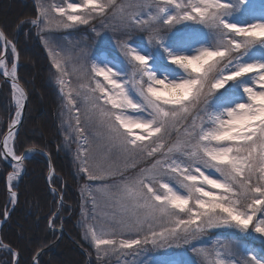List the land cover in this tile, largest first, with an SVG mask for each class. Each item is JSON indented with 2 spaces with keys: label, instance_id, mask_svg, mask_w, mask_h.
<instances>
[{
  "label": "snow or ice",
  "instance_id": "6c2138e0",
  "mask_svg": "<svg viewBox=\"0 0 264 264\" xmlns=\"http://www.w3.org/2000/svg\"><path fill=\"white\" fill-rule=\"evenodd\" d=\"M38 7V18L27 23L47 30L44 44L57 92L72 117L65 139L78 145L73 159L85 180L83 238L97 260L138 257L151 247L165 252L158 264H195L166 252L183 245L200 256V264H264V253L236 239V233L264 238V55L254 54L264 49V5L67 0ZM80 26L101 39L106 27L118 31L119 59L76 56L51 35ZM137 32L147 35L144 43L132 38ZM0 41L16 54L2 30ZM69 62L77 73L75 87ZM15 71L13 64L15 117L2 145L4 157L15 162L9 182L36 151L17 155L9 147L27 98ZM97 154L102 163H95ZM97 193L107 197L103 214L96 211ZM16 201L11 191L10 203ZM49 228L55 231L52 219ZM213 229L232 232L230 242L193 244Z\"/></svg>",
  "mask_w": 264,
  "mask_h": 264
},
{
  "label": "trees",
  "instance_id": "16d2710c",
  "mask_svg": "<svg viewBox=\"0 0 264 264\" xmlns=\"http://www.w3.org/2000/svg\"><path fill=\"white\" fill-rule=\"evenodd\" d=\"M38 12L36 0H0V27L16 46L18 77L28 94L26 114L14 147L18 154L29 147H39L50 154L56 172L52 184L63 195V203L47 183V158L34 153L25 160L26 172L14 183L18 201L0 229L3 241L0 243V264H13L14 252L8 247L18 252L16 264H33V258L40 250L38 264H101L90 244L83 239L78 224L83 179L73 159L77 144L65 139L66 122L70 119L57 92L56 70L42 42L40 30L27 23L37 19ZM1 53L0 43V56ZM13 56L10 50V66ZM14 114L11 87L0 75L1 135ZM11 170L10 164L0 159V219L11 207L6 186V176ZM49 219H52L55 231L49 228ZM61 226L65 232L57 240Z\"/></svg>",
  "mask_w": 264,
  "mask_h": 264
},
{
  "label": "rangeland",
  "instance_id": "374dc122",
  "mask_svg": "<svg viewBox=\"0 0 264 264\" xmlns=\"http://www.w3.org/2000/svg\"><path fill=\"white\" fill-rule=\"evenodd\" d=\"M36 1L38 6L41 3L60 4L62 2L65 3L67 2V0H36ZM125 2H127V0H125ZM251 3L255 4L257 8H259L261 5H264V0H251ZM54 15L58 16V14H54ZM236 18L243 19L244 18L243 13H238ZM100 31H101V36H103V39L95 36V34L92 32L89 26H80L77 29H68V30L54 29L51 35L61 45H67L68 47H70L76 56H79L82 53L85 57H91L95 54L101 59H105V58L108 60L119 59L120 54L118 53V44L122 38L121 34L118 31H114L111 28V26L106 27L105 29ZM41 33H42V42L44 43V37L47 35V30ZM132 38L133 39L142 38L140 39V42L144 43L147 40V35L137 32L133 34ZM145 46L147 45L145 44ZM45 49L48 53L46 47ZM254 54L257 56L264 55V49H259V48L254 49ZM80 63L87 64L88 60L82 59ZM73 67L74 66L72 62H69L68 68L70 74L68 76V79L70 81L71 87H75L77 85V80H76L77 73L73 71ZM75 67L78 68L79 65H75ZM100 79L102 80V78ZM67 115H69V119L71 120L72 118L71 115L69 113H67ZM93 131L95 130L93 129ZM0 139H1V133H0ZM2 158L3 155L0 149V159ZM102 162H103L102 157L99 154H97L95 163H102ZM129 174H131V172H129ZM11 182H15V180ZM89 183H99V182H89ZM84 185H85V180L83 179L80 184V193L84 189ZM85 195H87V192H85ZM97 200L99 202L100 207H98L96 211L98 214H103L106 211L104 205H105V201L107 200V197L103 193H97ZM82 207H83V202H82ZM82 221H83V217L82 214L80 213V217L78 220L80 227ZM89 222L92 221L89 220ZM81 232L83 237L84 236L83 227H81ZM232 235H233L232 232L226 231L224 229H213L210 230L208 233H206L201 240L194 241L193 244H195L196 247H201V246L205 248L215 247L221 241H223L224 243H229L230 241L227 238L231 237ZM258 236L259 234H255V233H251V234L236 233V239L242 241L248 247L249 250H254L255 253L257 254L264 253V238H257ZM91 248L96 258L95 250L93 247ZM166 252L169 255H179L181 260L194 261L195 264H200V259H201L200 256L197 255L195 252L191 251L190 246L182 245L181 248L179 249L173 246L171 248H168ZM164 254L165 252L159 249H152L151 247H149L145 252H142L138 257H133L131 255L110 256L107 258H103L102 260H100V262L101 264H134L135 261V264H158L160 257L163 256Z\"/></svg>",
  "mask_w": 264,
  "mask_h": 264
},
{
  "label": "water",
  "instance_id": "95a60500",
  "mask_svg": "<svg viewBox=\"0 0 264 264\" xmlns=\"http://www.w3.org/2000/svg\"><path fill=\"white\" fill-rule=\"evenodd\" d=\"M0 30H2V29L0 28ZM2 31H3V30H2ZM3 32H4V31H3ZM5 35H6V34H5ZM6 37H7V36H6ZM7 40L9 41L8 37H7ZM7 50H8V46H7V48H5V46H4V41H3V55L1 56V58L3 59V62H4V63H5V61H6ZM15 66H16V71H15L16 82H17V83H18V84H19V85L25 90V88H24L23 85L20 83V81H19V79H18V77H17L18 59H16V61H15ZM4 70H5L4 68L0 67V73H1V75L4 77V79H5L7 82H9V83L12 85V77H11V75H9V76H5V75H3L2 72H3ZM25 91H26V90H25ZM26 94H27V91H26ZM26 106H27V98H26L25 108L23 109L22 115H21V117H20V124H18V125L16 126L15 130H14V131H15V135H16V133H17V131H18V129H19L21 123H22V119H23L24 114H25ZM8 129H9V128H8ZM7 135H8V130L6 131V133L3 135L2 139H1V150H2L3 154H4V152L6 151V149H4V148L2 147V145H3V140H4L5 137H7ZM33 148H35L36 151L42 152L44 155H46V157H47L48 160H49V156H50V155H49L46 151H44V150H42V149H39V148H36V147H33ZM27 150H28V149H27ZM27 150L24 151L23 154H25V153L27 152ZM32 153H33V152H32ZM23 154H22V155H23ZM29 155H30V154H29ZM29 155H28V156H29ZM8 158L11 159V157H8ZM49 162H50V169H49V175H48V178H47V179H48V183H49L50 188H51L52 190L57 191L56 188H54V187L51 185V183H50V176L54 174V167H53V164H52V161H51V157H50ZM23 165H24V162H23ZM9 191H13V190H12V189L10 190V188H9ZM16 194H17V193H16ZM61 198H62V197H61V195H60V201H62ZM11 211H12V209H10V211L7 213V218H8V216H9V214L11 213ZM7 218L4 217V218L0 221V224H2L3 222H5V221L7 220ZM62 234H63V229H62V231H61V235H62ZM41 252H42V251H39V252L35 255V257H34V259H33V264H37ZM15 254H18V253L15 252ZM17 258H18V255H15V259H14V263H13V264H16Z\"/></svg>",
  "mask_w": 264,
  "mask_h": 264
},
{
  "label": "bare ground",
  "instance_id": "6f19581e",
  "mask_svg": "<svg viewBox=\"0 0 264 264\" xmlns=\"http://www.w3.org/2000/svg\"><path fill=\"white\" fill-rule=\"evenodd\" d=\"M9 147L11 148V145L9 144ZM12 149V148H11Z\"/></svg>",
  "mask_w": 264,
  "mask_h": 264
}]
</instances>
